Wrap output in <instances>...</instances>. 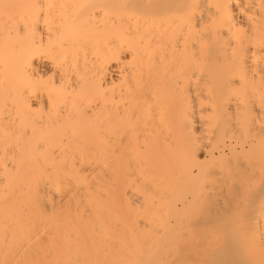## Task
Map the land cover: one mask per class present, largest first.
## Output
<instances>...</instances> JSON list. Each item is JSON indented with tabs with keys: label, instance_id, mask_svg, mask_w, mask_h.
Masks as SVG:
<instances>
[{
	"label": "bare ground",
	"instance_id": "bare-ground-1",
	"mask_svg": "<svg viewBox=\"0 0 264 264\" xmlns=\"http://www.w3.org/2000/svg\"><path fill=\"white\" fill-rule=\"evenodd\" d=\"M263 155L264 0H0V264H264Z\"/></svg>",
	"mask_w": 264,
	"mask_h": 264
},
{
	"label": "rangeland",
	"instance_id": "rangeland-1",
	"mask_svg": "<svg viewBox=\"0 0 264 264\" xmlns=\"http://www.w3.org/2000/svg\"><path fill=\"white\" fill-rule=\"evenodd\" d=\"M219 71V70H218ZM221 71V74H222V70H220ZM215 72V74L217 73L216 72V70L214 71ZM219 73V72H218ZM155 149H156V147H155ZM154 149V150H155ZM160 153V154H159ZM155 155V156H154ZM161 155V156H160ZM154 157H156L153 161H155L156 163H159V165L161 164V165H164L168 160H169V156H168V151H167V148L165 147V146H161V148H158L157 150H155L154 151V153H153V158ZM162 157V158H161ZM259 161H263V162H261V163H257L258 165H259V167H263L264 168V166H261L262 164L264 165V155H263V157H262V159L261 160H259ZM238 165V163L236 162H234L233 163V161H232V163L230 162V164H229V162H228V165H231L230 167H232L231 169H230V167H228L227 165V167L230 169V170H232L229 174H234V169H236V166H234V165ZM233 172V173H232ZM232 176V175H231ZM233 178V177H232ZM156 180H158V179H156ZM160 180V179H159ZM160 182V181H159ZM158 182V183H159ZM226 196H228V197H225V198H229L230 197V194L229 195H226Z\"/></svg>",
	"mask_w": 264,
	"mask_h": 264
}]
</instances>
